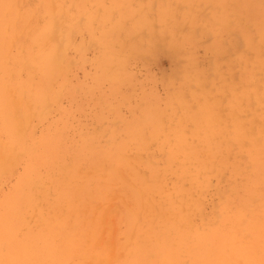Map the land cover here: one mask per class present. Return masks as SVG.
I'll return each mask as SVG.
<instances>
[{
  "label": "clouds",
  "instance_id": "9594fccd",
  "mask_svg": "<svg viewBox=\"0 0 264 264\" xmlns=\"http://www.w3.org/2000/svg\"><path fill=\"white\" fill-rule=\"evenodd\" d=\"M0 264H264V0H0Z\"/></svg>",
  "mask_w": 264,
  "mask_h": 264
},
{
  "label": "rangeland",
  "instance_id": "374dc122",
  "mask_svg": "<svg viewBox=\"0 0 264 264\" xmlns=\"http://www.w3.org/2000/svg\"><path fill=\"white\" fill-rule=\"evenodd\" d=\"M166 63V62H165Z\"/></svg>",
  "mask_w": 264,
  "mask_h": 264
}]
</instances>
